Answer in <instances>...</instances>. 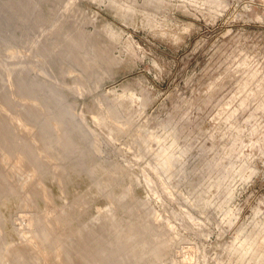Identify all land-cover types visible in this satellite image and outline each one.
I'll return each mask as SVG.
<instances>
[{
  "label": "rangeland",
  "instance_id": "obj_1",
  "mask_svg": "<svg viewBox=\"0 0 264 264\" xmlns=\"http://www.w3.org/2000/svg\"><path fill=\"white\" fill-rule=\"evenodd\" d=\"M0 264H264V0H0Z\"/></svg>",
  "mask_w": 264,
  "mask_h": 264
}]
</instances>
